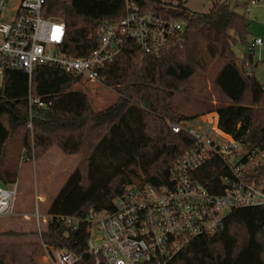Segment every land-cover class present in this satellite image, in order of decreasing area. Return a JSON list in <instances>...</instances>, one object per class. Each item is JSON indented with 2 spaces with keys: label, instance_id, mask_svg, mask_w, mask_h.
<instances>
[{
  "label": "trees",
  "instance_id": "16d2710c",
  "mask_svg": "<svg viewBox=\"0 0 264 264\" xmlns=\"http://www.w3.org/2000/svg\"><path fill=\"white\" fill-rule=\"evenodd\" d=\"M131 2L141 11L180 19L184 28L158 55L145 54L129 43L100 70L102 83L117 94L105 110L94 111L85 96L77 114L55 105L80 82L55 67L36 66L30 76L10 71L0 85V185L14 183L23 162H37L52 148L80 156L50 199L46 213L52 219L38 238L40 243L80 257L75 264H95L85 253L88 215L112 212L113 202L127 187L160 186L175 160L192 148V140L171 132L166 120L199 116L180 115L172 100L193 77L207 75L216 60L221 66L212 85L226 102L218 107L209 104L205 113L215 112L219 129L247 148H264V83L244 69L255 67L256 50L248 45L238 58L233 49L236 42L246 43L245 17L229 9L228 0L214 2L204 13L188 10L186 0ZM124 15L123 0H45L41 10L43 18L64 22L62 52L76 58L86 57L94 48L102 21H118ZM28 95L53 103L32 117L31 130L27 127ZM167 146H173L172 154L166 153ZM260 170L264 173V168ZM57 217L82 222L72 228ZM183 257L196 264H264V207L232 210L217 232L195 239L179 260ZM0 264H6L3 255Z\"/></svg>",
  "mask_w": 264,
  "mask_h": 264
},
{
  "label": "built area",
  "instance_id": "2783aa9c",
  "mask_svg": "<svg viewBox=\"0 0 264 264\" xmlns=\"http://www.w3.org/2000/svg\"><path fill=\"white\" fill-rule=\"evenodd\" d=\"M123 1L124 17L102 21L94 48L86 57L76 58L62 52L64 22L41 16L45 0H0V85L7 72L22 71L30 76L42 65L80 81L100 82V70L129 43L145 54L158 55L184 28L180 19L144 12L131 0ZM262 46V39L255 38L251 48ZM52 105L28 95V129L38 110ZM166 123L171 132L189 137L192 148L175 160L160 186L127 187L113 202L112 212L85 218L89 224L85 253L95 264H176L195 239L217 232L232 210L264 207V173L260 170L264 168V148L249 149L224 133L215 112ZM19 195L18 180L0 185V221L17 215ZM39 203L42 199L36 196L34 220L40 236L52 218L39 214ZM56 220L72 228L82 222L71 217ZM94 231L99 237H92ZM42 247L52 264H75L80 258L66 249Z\"/></svg>",
  "mask_w": 264,
  "mask_h": 264
},
{
  "label": "rangeland",
  "instance_id": "374dc122",
  "mask_svg": "<svg viewBox=\"0 0 264 264\" xmlns=\"http://www.w3.org/2000/svg\"><path fill=\"white\" fill-rule=\"evenodd\" d=\"M223 0H186V8L191 12L204 13L208 11L214 2ZM228 0V8L243 15L248 25L246 43L236 42L233 49L238 58L246 53L247 46H251L255 38L262 39L264 43V0ZM255 67L245 66L247 74L253 73L260 83H264V46L257 49L253 56ZM221 66V61L216 60L207 75H196L188 83L180 94H177L172 105L183 116L205 115V107L209 104L221 106L226 101L212 85L213 78ZM83 96H85L94 111H103L112 105L117 94L106 87L102 80L90 83L85 80L73 85L69 91L63 94L55 105L62 109L72 110L75 114L82 108ZM191 115V116H193ZM198 116V117H199ZM58 150V149H57ZM51 151V150H50ZM63 156L52 155L44 160L23 162L20 168L19 199L16 207L17 215L13 218L0 221V255L5 258L6 264H52L51 259L42 247L35 227V197L42 196V203L38 204L40 215L46 214V206L55 191L69 175L79 155L67 156L58 150ZM78 158V159H77ZM24 217H28L25 220ZM21 234L19 237H11L7 233ZM36 233L33 235L32 233ZM92 237H99L94 231ZM181 264H196L188 257H183ZM176 263V264H177Z\"/></svg>",
  "mask_w": 264,
  "mask_h": 264
},
{
  "label": "crops",
  "instance_id": "0c3cea01",
  "mask_svg": "<svg viewBox=\"0 0 264 264\" xmlns=\"http://www.w3.org/2000/svg\"><path fill=\"white\" fill-rule=\"evenodd\" d=\"M191 115H193V114H190V115H188V116H191ZM52 155H55V156L60 155L61 157L64 158V156H63V155L57 150V148H52L51 151H49V152H48V153H47V154L41 159V161L44 160V159H47L48 157H50V156H52ZM77 159H78V158H77ZM78 161H79V160H76V162L73 164L74 167H73L72 170L69 172V174L73 171V169H74L75 166L77 165ZM67 177H68V176H66L65 179L61 182V184L59 185V187L57 188V190L55 191V193H54L53 195H55V194L58 192V190L61 188V186H62V185L64 184V182L66 181ZM53 197H54V196H53ZM40 198H42V196H40ZM51 198H52V197H51ZM49 203H50V200H49ZM49 203H48V205H49ZM48 205L46 206V210H47Z\"/></svg>",
  "mask_w": 264,
  "mask_h": 264
},
{
  "label": "water",
  "instance_id": "95a60500",
  "mask_svg": "<svg viewBox=\"0 0 264 264\" xmlns=\"http://www.w3.org/2000/svg\"><path fill=\"white\" fill-rule=\"evenodd\" d=\"M237 67H238V69H241V66L239 65V64H237ZM173 146H167V148H166V153L167 154H172L173 153Z\"/></svg>",
  "mask_w": 264,
  "mask_h": 264
}]
</instances>
